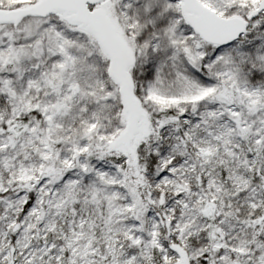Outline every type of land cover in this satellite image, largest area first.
Here are the masks:
<instances>
[{
    "label": "snow or ice",
    "instance_id": "snow-or-ice-1",
    "mask_svg": "<svg viewBox=\"0 0 264 264\" xmlns=\"http://www.w3.org/2000/svg\"><path fill=\"white\" fill-rule=\"evenodd\" d=\"M0 264H264V0H0Z\"/></svg>",
    "mask_w": 264,
    "mask_h": 264
}]
</instances>
